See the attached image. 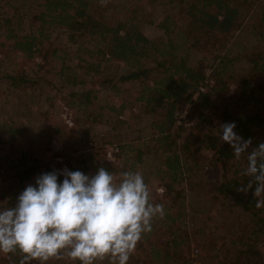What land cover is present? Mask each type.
Wrapping results in <instances>:
<instances>
[{
	"label": "rangeland",
	"instance_id": "rangeland-1",
	"mask_svg": "<svg viewBox=\"0 0 264 264\" xmlns=\"http://www.w3.org/2000/svg\"><path fill=\"white\" fill-rule=\"evenodd\" d=\"M243 1L246 2L244 12L247 19L243 29L233 39L228 43H207L206 50H192L186 54L191 66L203 61L205 73L210 75L215 90L212 95L213 106L208 111L211 123L206 126H198L192 118L191 104H178L179 115L176 111L173 139L185 172L172 183L173 176L165 177L160 172L165 154L160 158L155 156L158 144L153 133L158 132L155 129L157 115H152L146 106L136 101L141 81L130 82L121 78L128 73L129 66L119 62L108 64L107 74L113 79L109 84L101 83L103 79L99 77L85 75L77 69L76 51L82 43L70 42L68 32L55 28L54 24L43 26L38 19L41 9L39 0H0V18H12L14 28L20 35L34 34L39 40L49 37L45 44L57 47L58 55L64 58L49 70L43 55L38 52L28 57L15 51L10 43L5 47L0 46V208L14 207L23 190L29 184L35 185L38 172L28 180L19 178L20 173L34 165L38 167L37 171L50 164L54 170L68 167L70 171L80 169L85 175H94L100 167L111 165L119 172L113 173L117 179L122 172H139L149 187L151 203L164 207V216L161 218L157 214L153 217L152 231L143 235L128 264H163L166 252L177 251H181L180 263H188L195 249L199 250V258L205 264L224 263L227 258L225 250L232 247L238 235L248 236L255 223L249 213L237 206L234 199L220 193L217 187L224 175L233 178L235 172L245 166L247 158L242 156L237 160L232 153L229 163L225 165L215 151L205 146L197 151L195 139L208 135L216 137L220 145L226 144L220 139V125L231 122L227 112L232 115L244 109L243 101L238 102V99L242 89H239V84L245 79L252 82L251 88L256 95L263 96L261 89L264 76L251 78L250 63L246 57L251 53H264L263 30L257 29L261 23L259 17L264 10V2ZM183 7L171 0H94L92 12L108 24L133 17L145 19L142 24L144 34L149 39L158 40L167 39L160 24L167 16L177 21ZM171 29L174 30L172 41L180 54L181 50L187 48L188 40L181 28ZM83 43L82 47L86 49L94 47L89 41ZM215 56L227 57L232 61L221 66L219 62L214 63ZM143 61L148 67H155L150 55ZM62 67H65V71L70 68L78 81L84 84L67 85L61 74ZM21 75L27 79L15 81L9 78ZM144 78L141 80L153 83L158 73L154 71ZM88 90L95 91L98 97L90 108L94 118L97 114L101 115L97 123L93 118L88 119L84 111L69 106L74 101L72 93ZM123 104L125 109L121 115L112 110ZM247 105L244 112H254L253 103V106L251 103ZM263 140L264 135L255 136L252 147ZM116 147L119 152H112V148ZM170 184L181 192L179 200L165 195L166 187ZM243 196L247 195L243 193ZM259 211L264 219V207L259 208ZM167 216L173 217L172 220ZM173 219L176 221L173 222ZM175 238L182 241L179 248L173 246ZM205 240L206 247L199 242ZM208 248L220 255L219 260L213 261ZM259 249L264 250L263 243L259 244ZM154 251L160 252L161 256L157 257ZM109 261L110 258L97 264H110ZM0 264L13 263L0 253ZM49 264L79 262L65 259Z\"/></svg>",
	"mask_w": 264,
	"mask_h": 264
},
{
	"label": "trees",
	"instance_id": "trees-1",
	"mask_svg": "<svg viewBox=\"0 0 264 264\" xmlns=\"http://www.w3.org/2000/svg\"><path fill=\"white\" fill-rule=\"evenodd\" d=\"M39 1L38 6L41 9L38 19L43 26L54 24L55 28L58 27L67 31L69 40L72 43L84 44L83 42L89 41L94 45V47L87 49L82 47V44L78 47L76 51L78 70L83 71L87 76L103 79L101 83L109 84L112 83L113 79L107 74L108 64L119 62L130 68L128 73L121 77L124 81H141L140 92L136 101L146 106L145 108H148L152 115H157L155 124L157 128L155 129H158V132L153 133L156 135L155 141L158 144L155 156L160 158L163 153L165 154L160 172L165 177L173 176L172 183L177 181L178 177H181V174L185 172L184 163L176 147V141L173 139L178 104L181 102L191 104L192 118L197 121L198 126H206L211 123L208 111L213 106L212 95L215 90L214 87H211L207 93H201L194 99L201 83L206 79V70H204L203 61L196 66L189 65L186 54H189L192 50L198 52L206 50L207 43H214L215 45L219 42L228 43L229 40L233 39L243 29L244 22L247 19L244 12L246 2L243 0H171V2H178L184 6L180 9L181 15L177 21L167 16L160 24L167 39L152 40L142 30V24L145 23L143 20L145 19L133 17L108 24L103 21V18L93 14L94 0ZM185 2L187 3L184 5ZM260 2L263 3L264 0H260ZM259 18L261 23L258 28H255L263 30L261 34L264 35V10ZM149 23L153 24L152 21ZM171 27L174 29L181 28L188 40L185 51L181 50L183 55L178 53L180 51L172 41V31L174 30ZM2 29L4 35L1 33ZM46 39H49V37ZM46 39L39 40L34 34L20 35L14 28L12 18H0V40H2L0 46L5 47L7 43H10L15 51L28 55V57L33 56L34 52H38L43 55L45 65L47 64L49 70H51L58 61H62L64 58L58 55L59 50L57 47L52 46L50 43L45 44ZM149 55L153 57L154 68L144 64L143 58ZM246 59L250 63L251 78L263 77L264 53L261 55L251 53L247 55ZM231 61L227 57H214V63L219 62L221 66ZM67 70L72 72L70 68H67ZM66 71L65 67H62L61 74L66 79L67 85L84 84L78 81L77 75L73 72L66 73ZM154 71L158 73V78L153 83H146L141 80ZM9 78L15 81L27 79L23 75ZM262 81L263 88L261 90L264 92V79ZM251 84L252 82H247L246 79L239 84V89L242 87V93L240 91L241 96L238 102L243 101L244 109L240 113L229 115L227 112L226 115L231 122L236 123L237 128L235 131L238 135L253 140L255 136L264 135V93L263 96L256 95L254 89L251 88ZM94 93L95 91L92 90L72 93L71 97H74V101L69 106L84 111L88 119L93 118L92 120L97 123L101 115L97 114L94 118L92 116L93 110L90 111L98 98L97 94ZM247 103H251V105L253 103L255 106L254 112L248 114L244 112L248 108ZM124 109V104L119 108H112L118 115H121ZM261 142H264V140ZM195 144L197 145V151L201 150L203 146L215 151L225 165L231 159L232 150L227 144L220 145L216 137L207 135L203 138H196ZM37 168L34 165L25 172L20 173V180H28L36 172L39 176L54 170L50 164H46L40 171H37ZM105 168L111 173L118 172L111 165ZM246 168L247 160L245 166L237 170L233 178L229 179L228 176L224 175L223 181L217 187L220 193L234 199L237 206L249 213L253 223H255L248 236L247 234L243 237L238 235V239L232 242V247L225 250L227 258H225L224 263L220 261L222 264H264V250L259 249V244H264V219L255 206L256 200L252 195V191H249L247 196H243V192L238 191L241 184L246 185L250 179L244 175ZM77 170L80 171V169H74L73 171ZM62 180V177H60L61 182ZM174 188L173 184L167 185L165 195L173 200H179L181 192L176 191ZM183 206L185 207V203ZM167 217L170 220L173 218L171 216ZM175 221L176 219H173V222ZM175 232L178 233V231ZM199 242L203 246H207L206 240ZM181 244L182 241L179 242L178 238L173 241L174 247L179 248ZM207 250L208 253L212 254L213 261L219 260L220 255L213 253L214 251L210 248ZM180 252H166L163 257V264H181ZM154 253L157 257L161 256L160 252L154 251ZM19 260L20 254L17 253L9 261L13 264H19ZM182 264H189V261L188 263L184 261Z\"/></svg>",
	"mask_w": 264,
	"mask_h": 264
},
{
	"label": "clouds",
	"instance_id": "clouds-1",
	"mask_svg": "<svg viewBox=\"0 0 264 264\" xmlns=\"http://www.w3.org/2000/svg\"><path fill=\"white\" fill-rule=\"evenodd\" d=\"M235 122L220 125V139L237 160L247 158L244 175L250 179L238 191H252L256 207H264V142L252 147L251 138L237 134ZM63 176L62 182L60 177ZM254 189V191H253ZM139 172L120 178L100 167L94 175L53 170L39 175L18 196L14 207L0 208V253L19 264H49L71 260L97 264H128L152 219L164 216L162 204H153Z\"/></svg>",
	"mask_w": 264,
	"mask_h": 264
},
{
	"label": "built area",
	"instance_id": "built-area-1",
	"mask_svg": "<svg viewBox=\"0 0 264 264\" xmlns=\"http://www.w3.org/2000/svg\"><path fill=\"white\" fill-rule=\"evenodd\" d=\"M206 79L204 82L201 83L199 87V91L194 95V99H196L201 93H207L211 87H213V81L210 80V75L205 73ZM189 107V105H187ZM186 114V112H185ZM177 115H179L177 111ZM181 118H184V115H181ZM190 125V124H189ZM112 152L117 153L119 152V148H112ZM68 168V167H65ZM189 264H205L202 260L199 258V250L195 249L193 251L192 257L190 258Z\"/></svg>",
	"mask_w": 264,
	"mask_h": 264
}]
</instances>
